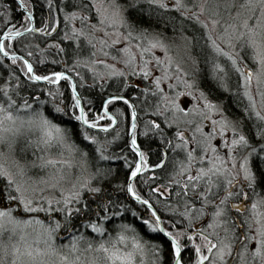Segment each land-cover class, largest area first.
<instances>
[{"label":"snow or ice","instance_id":"snow-or-ice-1","mask_svg":"<svg viewBox=\"0 0 264 264\" xmlns=\"http://www.w3.org/2000/svg\"><path fill=\"white\" fill-rule=\"evenodd\" d=\"M22 129L0 264H264V0H0V144Z\"/></svg>","mask_w":264,"mask_h":264},{"label":"rangeland","instance_id":"rangeland-1","mask_svg":"<svg viewBox=\"0 0 264 264\" xmlns=\"http://www.w3.org/2000/svg\"><path fill=\"white\" fill-rule=\"evenodd\" d=\"M215 0H191L192 4H201L204 3L206 6H210L212 3H214ZM207 16V13L201 16V19H205ZM211 27V25H209ZM179 39V40H178ZM169 45V53L173 57V60L176 62H182L184 59V41L181 38V34L179 35L178 38L174 37H168V39L165 41ZM156 55H159L161 59H164V52L161 49H154L153 50ZM133 52L138 56L139 52L135 48H133ZM146 60H148L149 63V70L152 71L155 61L151 57L146 56ZM111 62V61H109ZM168 61L165 60V63ZM121 65L117 63V67H120ZM174 70V68H173ZM154 75H162L163 74V69H160L158 71H155L153 73ZM142 75V74H141ZM140 75V76H141ZM143 76V75H142ZM136 77H138L136 75ZM139 78V77H138ZM141 79V77H140ZM148 84L152 87L151 85V77L146 80ZM255 89V82L253 83V90ZM30 130H25L22 129L20 133L17 134L15 137V140L12 144L11 150L8 149L7 145L0 144V152H3L7 155L8 160L15 159L17 160L20 164H29L35 157L33 156V148L28 146L29 141L34 138L35 135H38V133H34L32 135H29ZM26 155V156H25ZM39 155V153H37ZM7 163V161H3ZM27 175L29 176H35L36 172L34 169H32L30 166L28 167L27 170ZM201 241L199 240L198 243Z\"/></svg>","mask_w":264,"mask_h":264},{"label":"trees","instance_id":"trees-1","mask_svg":"<svg viewBox=\"0 0 264 264\" xmlns=\"http://www.w3.org/2000/svg\"><path fill=\"white\" fill-rule=\"evenodd\" d=\"M17 11H19V9H17ZM61 29H63V24H61ZM156 31H160V32H162V33H164V35H166V37H167V39H168V37H174L175 39L176 38H178L179 37V35H180V32H172V31H165L164 29H163V27H161V28H159V29H156ZM29 39H32V37L31 36H29ZM179 40V39H178ZM40 41L39 40H36V39H32V43L33 44H36V43H39ZM65 43H67V42H65ZM41 47L43 48L44 47V44H41ZM89 51H90V49H89ZM85 55H87V52H85L84 53ZM44 55H45V57H48V58H51L52 57V55H54V53H49V51L47 50V49H45V53H44ZM35 57H37V58H39L40 57V53L39 52H35ZM56 59H60V57H55ZM19 63V62H18ZM51 67V65L50 64H48L47 62H46V65L44 66V67H41L40 69H39V71H41V72H43V71H46V69L47 68H50ZM207 70V69H206ZM138 77H136V75H132L131 76V80L133 81V88L135 89V91L137 92V94L138 95H141V98L143 99V98H145V94H144V89L145 88H149V89H151L152 87L147 83V81H146V79H144L143 78V76L141 75H137ZM140 77H141V79H140ZM136 79H139L140 80V84H138V83H136L135 82V80ZM41 83H43V82H41ZM44 86H46V87H48V85H44ZM61 90L63 91V87L61 86ZM147 98H148V100H149V102L151 103V102H153L152 101V99H151V94L149 93V94H147ZM229 107H231V105H229ZM235 109H233V111H234ZM101 137H103L105 134L104 133H100L99 134ZM26 156V155H25ZM119 175L120 176H123V172H120L119 173ZM257 195H264V193H260L259 192V190H257ZM145 236H147L148 234L147 233H145L144 234ZM149 238H152V239H160L159 237H149ZM198 241H199V238H197V243H198ZM83 259V258H82ZM146 259V264H147V257L145 258Z\"/></svg>","mask_w":264,"mask_h":264},{"label":"water","instance_id":"water-1","mask_svg":"<svg viewBox=\"0 0 264 264\" xmlns=\"http://www.w3.org/2000/svg\"><path fill=\"white\" fill-rule=\"evenodd\" d=\"M135 82L138 83V84H140V80L139 79H136Z\"/></svg>","mask_w":264,"mask_h":264},{"label":"bare ground","instance_id":"bare-ground-1","mask_svg":"<svg viewBox=\"0 0 264 264\" xmlns=\"http://www.w3.org/2000/svg\"><path fill=\"white\" fill-rule=\"evenodd\" d=\"M147 80V79H146ZM148 83V82H147Z\"/></svg>","mask_w":264,"mask_h":264}]
</instances>
